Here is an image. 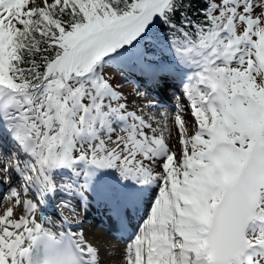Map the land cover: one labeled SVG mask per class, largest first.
<instances>
[{
  "label": "snow or ice",
  "instance_id": "1",
  "mask_svg": "<svg viewBox=\"0 0 264 264\" xmlns=\"http://www.w3.org/2000/svg\"><path fill=\"white\" fill-rule=\"evenodd\" d=\"M0 184V264H264V0H0Z\"/></svg>",
  "mask_w": 264,
  "mask_h": 264
},
{
  "label": "trees",
  "instance_id": "2",
  "mask_svg": "<svg viewBox=\"0 0 264 264\" xmlns=\"http://www.w3.org/2000/svg\"><path fill=\"white\" fill-rule=\"evenodd\" d=\"M194 3H199V4H203L204 3V0H194ZM164 28H166V26L165 25H161V30H164Z\"/></svg>",
  "mask_w": 264,
  "mask_h": 264
},
{
  "label": "bare ground",
  "instance_id": "3",
  "mask_svg": "<svg viewBox=\"0 0 264 264\" xmlns=\"http://www.w3.org/2000/svg\"><path fill=\"white\" fill-rule=\"evenodd\" d=\"M94 227L97 226V224H95L92 220H88Z\"/></svg>",
  "mask_w": 264,
  "mask_h": 264
}]
</instances>
